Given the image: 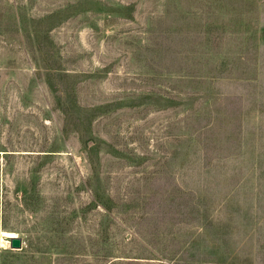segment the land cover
Returning a JSON list of instances; mask_svg holds the SVG:
<instances>
[{
  "label": "rangeland",
  "instance_id": "obj_1",
  "mask_svg": "<svg viewBox=\"0 0 264 264\" xmlns=\"http://www.w3.org/2000/svg\"><path fill=\"white\" fill-rule=\"evenodd\" d=\"M0 264H264V0H0Z\"/></svg>",
  "mask_w": 264,
  "mask_h": 264
},
{
  "label": "water",
  "instance_id": "obj_2",
  "mask_svg": "<svg viewBox=\"0 0 264 264\" xmlns=\"http://www.w3.org/2000/svg\"><path fill=\"white\" fill-rule=\"evenodd\" d=\"M10 247L13 250H21L22 247H23V241H22V239L19 238V237H17V236L11 237Z\"/></svg>",
  "mask_w": 264,
  "mask_h": 264
},
{
  "label": "bare ground",
  "instance_id": "obj_3",
  "mask_svg": "<svg viewBox=\"0 0 264 264\" xmlns=\"http://www.w3.org/2000/svg\"><path fill=\"white\" fill-rule=\"evenodd\" d=\"M8 236H9V237H14L15 234L10 233V234H8Z\"/></svg>",
  "mask_w": 264,
  "mask_h": 264
},
{
  "label": "trees",
  "instance_id": "obj_4",
  "mask_svg": "<svg viewBox=\"0 0 264 264\" xmlns=\"http://www.w3.org/2000/svg\"><path fill=\"white\" fill-rule=\"evenodd\" d=\"M106 208V207H105ZM108 208V207H107Z\"/></svg>",
  "mask_w": 264,
  "mask_h": 264
}]
</instances>
